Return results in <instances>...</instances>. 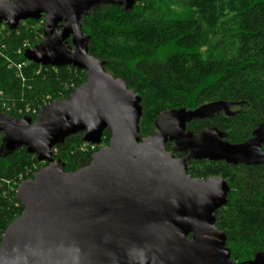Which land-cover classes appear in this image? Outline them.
I'll return each mask as SVG.
<instances>
[{
  "label": "water",
  "instance_id": "water-1",
  "mask_svg": "<svg viewBox=\"0 0 264 264\" xmlns=\"http://www.w3.org/2000/svg\"><path fill=\"white\" fill-rule=\"evenodd\" d=\"M140 1L0 0V24L9 30L44 22L43 40L24 52L28 62L85 73L82 85L34 120L0 112V156L25 148L45 164L15 192L23 212L2 235L0 264H264V252L235 262L216 226L228 181L188 174L194 161L264 168V122L238 144L217 127L196 134L189 124L244 106L206 104L161 112L144 137L141 96L89 53L82 21L105 6L129 13ZM106 131L108 145L88 166L66 172L54 159L53 149L69 137L83 133V143L101 146Z\"/></svg>",
  "mask_w": 264,
  "mask_h": 264
},
{
  "label": "trees",
  "instance_id": "trees-1",
  "mask_svg": "<svg viewBox=\"0 0 264 264\" xmlns=\"http://www.w3.org/2000/svg\"><path fill=\"white\" fill-rule=\"evenodd\" d=\"M22 25L16 31L7 30L12 41L7 54L12 58L28 37L17 35ZM82 28L90 38V55L141 96V135L151 130L142 129L144 120L154 125L163 111L194 110L206 104L244 106L222 109L212 118L189 124L188 130L197 134L217 127L227 135L226 140L238 144L250 139L264 122V0H141L129 13L116 6L102 7L83 20ZM24 52L17 57L28 63L21 77L16 69L8 68L7 57L0 56V92L18 105L21 99L34 100L45 94L55 100L66 98L85 82L81 70L40 67L28 62ZM65 84L70 91L61 98ZM2 138L0 133V148ZM82 139L78 134L57 146L54 159L65 163L66 172L88 166L98 151L82 150L86 145ZM201 163L205 162L193 164ZM44 165L25 148L0 156V242L7 227L23 212L15 191ZM193 169L188 172L193 177L217 175L231 187L228 204L216 215V226L227 236L232 259L241 263L264 252V168L219 163L211 164L204 173ZM20 178L15 191L8 189V182Z\"/></svg>",
  "mask_w": 264,
  "mask_h": 264
},
{
  "label": "rangeland",
  "instance_id": "rangeland-1",
  "mask_svg": "<svg viewBox=\"0 0 264 264\" xmlns=\"http://www.w3.org/2000/svg\"><path fill=\"white\" fill-rule=\"evenodd\" d=\"M83 23V21H82ZM44 27V22L40 21L36 24H30V23H26L24 22L23 25L21 26V30H19L17 32V35H21V34H26L28 37L25 38L22 41V44L16 49V51H14L17 57L21 56L23 54V52L25 51V49L30 48L32 44L36 43V45H38L42 40H43V34H41V29L43 30ZM20 28V27H19ZM18 28V29H19ZM8 27L6 26V24H0V56L3 55L5 57H7V62L9 63L8 68L11 69H16V72L18 74L17 77H21L24 73V69L28 67V63L25 61H21L19 60L17 57L12 58L11 56H9V54H7V50L9 47V43H11L12 41H10L11 39V35L9 34V32L7 31ZM40 41V42H39ZM39 42V43H38ZM34 47V46H32ZM19 64H22V68H19ZM76 76H78L75 73ZM23 81H25V79H23ZM70 91L69 86L67 84H65L63 86V89L61 90L62 93H60V97L63 98L64 96H66V94H68V92ZM65 99V98H63ZM54 97H52L51 95L45 94V95H41L40 97H37L34 100H22L21 99V103H19L16 100H11V99H6L4 92H0V104H1V109L5 110L7 113H18V115H22V116H32L35 115L36 113L38 114L41 111V108L44 107L47 104H50L54 101ZM23 102V103H22ZM2 112V111H0ZM143 116H144V112H143ZM143 125L141 126L142 129H145L146 131L148 129H151L150 132H148V134H144L142 133V136L146 137L149 136L151 134H153V128L154 125H150L149 122H147L146 120L143 121L142 123ZM155 129V128H154ZM82 137H83V133H81ZM108 135L107 133L104 135L103 141L101 146H91L86 144L85 146H83L81 149H91V150H99L100 147L106 146L108 145L109 141H108ZM173 147V145L169 146V152L171 151V148ZM58 152V149H57ZM58 155V154H57ZM211 164H207V163H201V164H191V169L194 168L193 170L196 173H200L210 169ZM22 178H20L18 181H11L7 183V187L8 189L10 187H15L18 182L21 180ZM12 192V191H11Z\"/></svg>",
  "mask_w": 264,
  "mask_h": 264
},
{
  "label": "flooded vegetation",
  "instance_id": "flooded-vegetation-1",
  "mask_svg": "<svg viewBox=\"0 0 264 264\" xmlns=\"http://www.w3.org/2000/svg\"><path fill=\"white\" fill-rule=\"evenodd\" d=\"M170 145H173V144H168V146H167V148H168V151H169V146ZM173 148V147H172ZM172 148H171V150H172ZM175 157L176 158H182V157H184V155L183 154H175ZM195 162H205V163H207V164H219V163H223V162H216V163H212V162H210V161H194V162H191V164H193V163H195ZM191 164H190V166H189V168L191 167ZM226 164V163H225ZM229 166H231V165H229ZM240 166V165H239ZM188 172H189V169H188ZM189 174V173H188ZM211 176H217V175H211ZM211 176H209V177H211ZM193 177V176H192ZM193 178H201V179H206V178H208V177H193Z\"/></svg>",
  "mask_w": 264,
  "mask_h": 264
},
{
  "label": "built area",
  "instance_id": "built-area-1",
  "mask_svg": "<svg viewBox=\"0 0 264 264\" xmlns=\"http://www.w3.org/2000/svg\"><path fill=\"white\" fill-rule=\"evenodd\" d=\"M24 22H22L21 24H23ZM20 24V25H21ZM18 30V29H17ZM22 64H19L18 66H19V68H22V66H21ZM37 114V113H36ZM57 154H58V152H57V147H55L54 149H53V157L54 156H57ZM18 185V184H17ZM13 190L15 191V187L13 186ZM16 192V191H15Z\"/></svg>",
  "mask_w": 264,
  "mask_h": 264
}]
</instances>
